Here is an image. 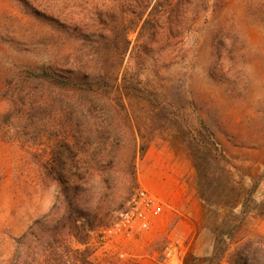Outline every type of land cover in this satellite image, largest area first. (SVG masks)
Returning <instances> with one entry per match:
<instances>
[{
  "label": "rangeland",
  "instance_id": "374dc122",
  "mask_svg": "<svg viewBox=\"0 0 264 264\" xmlns=\"http://www.w3.org/2000/svg\"><path fill=\"white\" fill-rule=\"evenodd\" d=\"M109 2L0 0V264L61 190L45 170L58 165L60 144L45 121L18 111L11 92L49 59L75 57ZM47 7L56 21L39 15ZM182 13L176 37L143 59L133 53L137 30L129 31L133 48L118 69L141 78L143 96L129 107L146 149L135 174L129 152L108 182L98 174L77 180L75 205L111 225L140 187L152 191L158 181L172 196L193 192L208 217L185 228L166 207L169 219L163 212L150 230L106 247L97 243L99 226L91 238L97 255L110 264H264V0H190Z\"/></svg>",
  "mask_w": 264,
  "mask_h": 264
},
{
  "label": "trees",
  "instance_id": "16d2710c",
  "mask_svg": "<svg viewBox=\"0 0 264 264\" xmlns=\"http://www.w3.org/2000/svg\"><path fill=\"white\" fill-rule=\"evenodd\" d=\"M167 2L110 0L87 27L94 36L86 34L82 41L88 44L81 45L75 57L49 59L20 78V86L11 92L20 101L15 103L18 111L45 121L49 138L60 144L58 165L47 164L45 170L61 190L51 212L15 238L8 264H110L97 255L91 242L105 219L76 207V181L98 174L108 182L110 172L129 152L130 170L135 174L136 157L146 146L138 141L129 106L142 98L143 90L137 85L139 73L128 78L118 68L133 48L128 37L131 29L138 33L133 53L140 59L156 45L161 50L176 37L174 33L182 25L179 19L186 16L184 5L190 0ZM38 13L51 21L58 19L48 7ZM66 158L72 160L69 166Z\"/></svg>",
  "mask_w": 264,
  "mask_h": 264
},
{
  "label": "built area",
  "instance_id": "2783aa9c",
  "mask_svg": "<svg viewBox=\"0 0 264 264\" xmlns=\"http://www.w3.org/2000/svg\"><path fill=\"white\" fill-rule=\"evenodd\" d=\"M166 207L171 208V205L148 188L140 187L133 195L129 206L119 212L114 223L102 227L97 243L101 247H106L109 242L117 237L124 239L135 233L150 230L154 224V217L161 215ZM172 253L173 250L169 249L168 255ZM119 256L123 257L124 253L120 251ZM217 264L229 263L226 260H222Z\"/></svg>",
  "mask_w": 264,
  "mask_h": 264
},
{
  "label": "crops",
  "instance_id": "0c3cea01",
  "mask_svg": "<svg viewBox=\"0 0 264 264\" xmlns=\"http://www.w3.org/2000/svg\"><path fill=\"white\" fill-rule=\"evenodd\" d=\"M150 178V177H149ZM153 179V178H152ZM158 179V178H157ZM151 180V179H149ZM152 185V191L157 194L158 196L163 197L165 201H167L170 205L172 210L174 211L172 214L179 215V225L183 227L191 226V222L193 219L198 221L205 220L209 213L210 209L203 203V201L197 197L193 192H179L178 195H174L170 193L169 190L165 189L163 186L159 184L158 181L150 182ZM172 196V198H171ZM167 212H164V217ZM169 214L166 215L164 219H169ZM154 223L157 221V217H154ZM223 218V213L217 214V219L215 220V226H217L221 219ZM161 219V218H159Z\"/></svg>",
  "mask_w": 264,
  "mask_h": 264
}]
</instances>
